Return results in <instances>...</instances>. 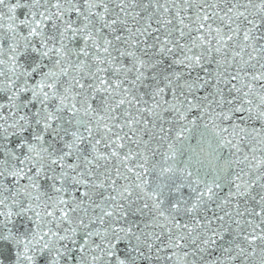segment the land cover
I'll return each mask as SVG.
<instances>
[{
	"label": "snow or ice",
	"instance_id": "1",
	"mask_svg": "<svg viewBox=\"0 0 264 264\" xmlns=\"http://www.w3.org/2000/svg\"><path fill=\"white\" fill-rule=\"evenodd\" d=\"M0 264H264V0H0Z\"/></svg>",
	"mask_w": 264,
	"mask_h": 264
}]
</instances>
